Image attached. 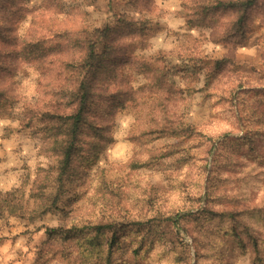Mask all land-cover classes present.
I'll return each instance as SVG.
<instances>
[{
	"label": "trees",
	"instance_id": "obj_1",
	"mask_svg": "<svg viewBox=\"0 0 264 264\" xmlns=\"http://www.w3.org/2000/svg\"><path fill=\"white\" fill-rule=\"evenodd\" d=\"M25 1L0 0V110L19 118L18 131L41 135L38 153L47 163L37 165L30 187L27 174L19 185L0 190V221L32 220L53 210L66 218L71 207L66 208L64 197L87 180L94 186L86 191L87 199L91 206L98 204L97 213L88 207L79 219L45 229L59 240L61 253L78 264H112L122 237L140 233L142 241L128 264H187L190 246L193 264H221L217 248L227 238L249 253L251 264H264V33L253 67L256 83L242 79L234 58L250 33L264 29V0H182L184 25L198 29V35L186 33L176 48L149 55L128 51L136 36L154 34L153 18L142 12L156 15V0H128L138 17L114 13L101 25L90 24V12L83 8L96 0H74L83 6L73 4L65 11L62 0H46L43 8L27 7ZM27 15L29 26L20 36L17 26ZM207 43L225 50L208 57ZM22 61L39 72L40 96L33 103L5 79ZM200 73L204 80L198 87ZM134 74L144 81L133 84ZM242 85L251 87L234 93ZM197 90L214 105L209 125L187 121ZM128 105L141 110L129 130L128 138L137 145L129 169L171 158L177 164L164 174L166 191L139 184L144 205L136 215L103 169L90 176L91 162L113 140L114 115ZM241 127V135H227ZM157 138L168 141L148 149ZM203 191L204 207L175 220L179 210L199 206ZM77 198L70 199L72 207ZM176 223L191 237L190 246L173 230Z\"/></svg>",
	"mask_w": 264,
	"mask_h": 264
},
{
	"label": "rangeland",
	"instance_id": "obj_2",
	"mask_svg": "<svg viewBox=\"0 0 264 264\" xmlns=\"http://www.w3.org/2000/svg\"><path fill=\"white\" fill-rule=\"evenodd\" d=\"M182 0H156L158 12L156 15L142 12L145 17L153 18L154 34L148 39H142L136 36L128 53L131 55L144 54L149 55L158 50L170 51L177 47L183 35L190 33L198 35V29H187L183 18L180 15V3ZM26 6L30 8H43L46 6V0H26ZM79 4V1L62 0L61 4L64 11L73 4ZM81 4V3H80ZM82 5V4H81ZM83 6V5H82ZM90 12L89 23L92 25H101L113 17L114 13L131 14L135 17L139 13L129 4L128 0H112L108 4L104 0H96L91 5L83 6ZM64 13L58 15L62 18ZM30 16L27 15L19 22L17 32L23 36L29 26ZM264 33V29H257L250 33L247 39L234 50V58L237 63L239 75L243 80L250 83H256L258 75L254 71V66L259 61V36ZM208 57H216L224 52L220 44L207 43L204 46ZM173 61H177L173 59ZM200 82L198 87L202 86L204 75L200 73ZM39 72L33 65L22 61L14 72L6 76V81L15 83L19 96L31 103L35 102L39 96L38 86ZM177 83L182 84L179 76L174 77ZM144 81L141 75H133V84ZM251 86L242 85L235 88H249ZM257 88L263 85H257ZM214 105L203 90H197L191 97V103L187 114V121L197 126H205L213 119ZM15 110L14 112H16ZM141 110L133 106H126L116 112L111 125L112 141L99 152L96 159L91 162L90 176L96 174L97 169H103L105 175L113 187L120 188L126 201L127 209L135 213L142 214L144 201L141 199L144 195L140 190L139 184L149 183L152 188L166 191L168 183L164 176L165 173L175 170L177 164L174 160L165 159L157 161L153 166L140 167L136 171L129 169L128 163L137 145L129 138V130L134 126L136 118ZM209 125V124H208ZM20 128L19 118L4 109L0 110V190H7L17 186L29 175L30 181L27 188L30 187L34 178L35 170L38 164H46L47 159L38 153L42 139L40 134L29 136L18 131ZM243 129L237 132H230L227 135H241ZM225 136L221 134L214 142L208 159L210 160L217 143ZM168 140L157 138L149 142L148 149L162 148ZM170 142V141H169ZM96 178V177H95ZM96 180V179H95ZM94 188L81 185L74 190L72 194L64 197L66 208L71 207V211L65 218L60 211H49L43 215L35 217L32 220H20L10 217L7 221H0V264H78L73 257L64 256L60 249L63 248L56 237H50L45 229L47 227H58L69 223L72 219H79L88 211L97 213L99 206H91L86 191ZM205 191H203L200 204L196 208H184L176 212L173 217L175 220L184 214L200 210L205 205ZM73 196H78L76 203L70 201ZM97 196V194H96ZM91 198V197H89ZM88 212V213H89ZM187 235L190 241L183 236L180 230ZM173 230L181 236V240L191 245V237L183 230L179 223L173 226ZM143 233L134 236L124 235L120 245L112 253V264H128L133 256V248L142 241ZM149 239L145 235L144 242ZM133 241L132 244H129ZM221 257V264H251L248 252L241 253L234 242L227 238L221 242L217 248ZM191 261L194 262V248L190 246ZM153 254V251H152ZM140 264H144L143 261Z\"/></svg>",
	"mask_w": 264,
	"mask_h": 264
},
{
	"label": "water",
	"instance_id": "obj_3",
	"mask_svg": "<svg viewBox=\"0 0 264 264\" xmlns=\"http://www.w3.org/2000/svg\"><path fill=\"white\" fill-rule=\"evenodd\" d=\"M180 230V229H179ZM181 231V233L183 234V236L187 239V241H190L189 240V238L187 237V235H185L183 232H182V230H180Z\"/></svg>",
	"mask_w": 264,
	"mask_h": 264
}]
</instances>
